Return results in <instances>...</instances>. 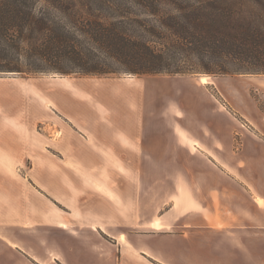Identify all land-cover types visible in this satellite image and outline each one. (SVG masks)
Listing matches in <instances>:
<instances>
[{
    "label": "crops",
    "instance_id": "obj_1",
    "mask_svg": "<svg viewBox=\"0 0 264 264\" xmlns=\"http://www.w3.org/2000/svg\"><path fill=\"white\" fill-rule=\"evenodd\" d=\"M122 86L106 88L111 93L105 97L90 92L92 101L70 97L69 103L67 97L64 105L57 103L67 121L50 140L64 149L57 152L69 165L44 162L45 169L55 166L60 172L40 181L67 209L69 227L41 225L37 238L26 237L15 248L21 253L17 262L219 264L215 259L226 250L247 264H260L254 245L264 240V133L238 109L241 121L224 109L226 129L196 120L191 128L165 110L155 117L139 114L131 100L108 102L119 90L130 93ZM28 131L36 139L35 131ZM182 184L194 187L192 199L181 196ZM197 187L207 195L199 190L201 197ZM6 215L0 214V264H10Z\"/></svg>",
    "mask_w": 264,
    "mask_h": 264
},
{
    "label": "trees",
    "instance_id": "obj_2",
    "mask_svg": "<svg viewBox=\"0 0 264 264\" xmlns=\"http://www.w3.org/2000/svg\"><path fill=\"white\" fill-rule=\"evenodd\" d=\"M264 74V0H0V72Z\"/></svg>",
    "mask_w": 264,
    "mask_h": 264
},
{
    "label": "rangeland",
    "instance_id": "obj_3",
    "mask_svg": "<svg viewBox=\"0 0 264 264\" xmlns=\"http://www.w3.org/2000/svg\"><path fill=\"white\" fill-rule=\"evenodd\" d=\"M118 84L124 85L122 87L130 93L125 95L119 90V94H113L106 100L110 102L112 98H120L118 100L122 105L131 100L135 104L134 107L138 108L139 114L159 117L165 110L164 114L180 118L191 128L194 123L192 121L196 120L198 125L211 122L219 129H226L223 119L228 113L224 109L241 121L243 117L238 109L245 113L253 129L264 133V74L120 73L98 76L57 72L19 74L1 71L0 214L7 216L9 213L10 264H21L17 262L21 253L15 248L25 243L26 237L30 241L37 238L41 225L69 227L67 209L49 197L40 181L46 179V182H49L51 174L60 172L55 166L53 169H45L48 165L44 162L52 160L59 161L63 166L69 165V159H64L63 154L57 152L62 148L57 146L55 140H50V137H56V130L65 128L67 121L57 103L64 105L67 97L69 103L70 97L92 101L95 94L90 92L96 90L105 97L111 93L106 88L114 87L112 90L115 91ZM18 102L22 105H18ZM229 104L236 109H232ZM100 111L107 113V109L102 107ZM25 126L35 131L36 139L29 137ZM238 147L237 140L234 139V151H237ZM160 174L158 171L156 176L161 177ZM61 177L63 182L67 181L65 174H61ZM87 177L96 186L102 184L90 176ZM2 188L6 191H2ZM180 189L181 196L186 195L191 199L194 197V187L182 184ZM199 190L207 195L204 187H197L198 193ZM200 196L204 197L201 194ZM2 219L0 217L1 222ZM2 230L0 227V231ZM46 238H49V235ZM62 241L68 244L65 247L69 246V238L65 237ZM254 248V252L258 254V262L264 264V240L260 245L255 242ZM222 254L223 258L215 259L217 262L222 260L219 264H247L243 257H235L230 251L223 250ZM65 256L69 258V254Z\"/></svg>",
    "mask_w": 264,
    "mask_h": 264
}]
</instances>
